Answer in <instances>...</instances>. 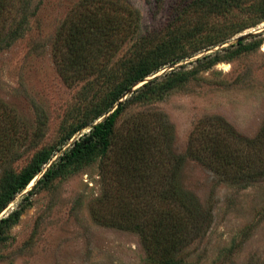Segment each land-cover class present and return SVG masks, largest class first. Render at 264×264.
Instances as JSON below:
<instances>
[{
	"label": "rangeland",
	"instance_id": "rangeland-1",
	"mask_svg": "<svg viewBox=\"0 0 264 264\" xmlns=\"http://www.w3.org/2000/svg\"><path fill=\"white\" fill-rule=\"evenodd\" d=\"M81 1L13 0L7 12L9 25L26 2L34 13L23 35L0 51V112L6 110L9 123L16 120L13 134L7 133L8 123L0 137L13 150L16 144L18 172L38 153L54 156L82 125L87 126L65 147L89 132L104 108L103 94L113 82L112 71L144 38L158 44L173 32L182 40L178 55L186 58L146 79L156 81L157 93L131 103L121 115L105 158L75 163L32 196L27 192L33 183L17 196L0 215L21 210L17 222L0 235V264H148L141 228L150 230V218L173 215L168 218L174 222L182 218L171 198L162 199L171 176L181 170L176 169L180 157L185 161L182 187L197 197L204 213L210 212L203 228L192 233L193 243L181 255L182 264H264L263 170L258 169L259 182L241 188L229 181L235 174L233 164L202 159L226 150L216 147L210 136L222 139L236 160L239 152L246 154L242 145L234 146L223 127L221 131L215 126L218 119L228 125L229 133L264 142V0H243L233 12L211 18L199 32L202 22L195 12L200 0H113L138 12L137 35L114 58L105 54L109 63L101 62L66 82L56 56L57 37ZM222 29L227 30V40L205 43L216 40ZM188 32L192 35L187 37ZM258 32L243 41L244 47L237 46L240 36ZM217 50L224 61L211 68L210 61L196 63V58ZM68 75L76 71L69 69ZM142 125L146 129L140 141L136 126ZM131 142L136 153H124ZM8 149L3 148L2 154ZM247 154L252 158L254 150ZM251 165L264 168V151Z\"/></svg>",
	"mask_w": 264,
	"mask_h": 264
},
{
	"label": "trees",
	"instance_id": "trees-1",
	"mask_svg": "<svg viewBox=\"0 0 264 264\" xmlns=\"http://www.w3.org/2000/svg\"><path fill=\"white\" fill-rule=\"evenodd\" d=\"M29 3L30 2H26L23 4L19 15H17L12 24L9 25L7 17L10 13L9 9L13 5V0H0V51L5 50L23 35V31H25L26 26H28L30 17L34 15V13L32 14V11H30L31 6ZM194 3L195 2L187 5L186 9L182 8L178 13V17L186 13ZM199 3H196L199 10L195 12L196 18L201 19L200 22H202L200 27L197 28L198 32L202 31L204 29L203 26L214 16L233 12L235 8H238L239 5L243 3V0H200ZM262 6L264 7V1ZM140 20L138 12L126 2H114L113 0H82L76 9H72L57 37L59 48L56 52V56L61 61L60 68L62 69V74L65 73L63 76L65 81L69 82L75 76L80 77L83 75L82 73L96 69L101 62L109 63L110 56L109 59L106 60V55L110 54L111 57L113 56L114 58L121 48L132 37L137 35L140 28ZM221 31L222 33L215 37L216 40H208L205 43L214 45L227 40L228 38L225 37L227 30L224 31L222 29ZM172 33L167 32V37L164 36L158 44L147 43V37L144 38V40L140 41V43L134 47L132 53L112 71L111 78L113 82H110L111 84L104 91V97L102 99L104 108L102 111H99L91 122H95L94 125L89 129V132L76 138L71 146L63 151L73 136L87 125L85 124L77 128L73 135L68 138V142L56 150V154L61 151L63 152L49 168L47 167L56 154L52 156V154L47 155L41 152L32 158L25 169L18 172L14 168V163L20 157L16 150V144L14 145L15 150H13L12 147L8 145V141L0 137V159H2L0 162V215L46 168L47 170L44 175L36 181L34 187L27 192L28 197L35 194L37 189L46 186L56 179L71 165L83 162L86 159L96 160L107 156L111 149L110 146L115 127L121 115L125 113L131 103L141 100V98L145 100L151 99V96L157 93L154 89L155 80H151L136 90H133L135 86L146 80L150 75L160 72L165 66H176L182 63L186 58L184 55H178L179 51H181L180 47L182 40ZM191 35L192 34L188 32L187 37ZM231 46L229 48H231ZM233 46L232 48L236 47ZM237 46H243V42H240ZM197 47H199L198 50L202 49L200 46ZM205 47H207V45ZM236 53L238 54V52H235V54ZM195 61L199 64L210 61L211 63L208 68H211L224 60L221 58L218 50ZM69 69H74L76 75H68ZM88 77L89 76H86V78ZM78 79L81 80V78ZM128 93H130L128 97L112 114L102 122L96 123L106 114L111 113L115 105ZM6 114V110L4 109L0 112V132L5 124L9 123L5 117ZM15 121V119L10 121L7 133L13 134V130L16 127ZM216 123L218 125L215 126L221 131V127L224 128L225 132L223 133L228 132L226 135H230L229 138L236 144L234 145L235 147L238 146L240 148V145H242L241 147L245 148L246 154L239 152L240 159L236 160L234 153L230 152L229 147L227 148L220 142L223 141L222 139L210 136L216 147L226 150L223 153L219 151L218 153H211L209 156H204L202 159L210 163L212 161H219L220 163H224L225 166L233 164V172H235V174L229 181L235 183L234 186L240 185L241 188H246L259 182L258 169L263 170L264 173V168H256L251 164L253 160L257 161L258 154L264 151V142L260 140L258 142L255 140L242 139L232 131L229 133L228 125L220 119H218ZM136 129V137L139 138L140 141H143L142 134L146 126H136ZM234 139L239 142H236ZM224 140L226 141V139ZM5 147L9 149L6 153L2 154V149ZM142 147L143 151V149H145L143 144ZM137 149L138 148L134 146V142H131L129 146H126L123 152L133 154L136 153ZM252 150H254V154H251V158L247 153H250ZM144 151H146V149ZM176 161L178 162L176 169L181 168L180 171H182L185 162L184 158H177ZM180 171L177 170V173L171 176L168 182L169 185H167L168 189L166 190V195L162 196V199L171 198L175 205L181 209L182 213L179 216L182 218L175 222L168 218L173 215L161 217L160 219L150 218L147 224L150 226V230L144 231L143 228H141L143 231L141 236L149 254L148 264H154V258L156 259V264H182L180 259L181 255L184 250L193 243L190 239L192 233L197 234V231L203 228V221L207 220L205 219L206 215H208L207 218H210V212L206 214L202 211V206L197 197L182 187ZM124 173L126 172L124 171L122 174ZM240 178L243 179L242 182L244 183L238 184ZM28 197H25L23 200H26ZM129 209L130 207L127 211H129ZM136 211H138V209L134 208V212ZM20 214L21 210L18 209L0 218V235L3 228L17 222ZM136 225L139 226V223L137 222ZM188 226H190L191 230L187 233L185 229ZM199 226L200 228L198 229ZM158 257L159 260L157 259Z\"/></svg>",
	"mask_w": 264,
	"mask_h": 264
},
{
	"label": "water",
	"instance_id": "water-1",
	"mask_svg": "<svg viewBox=\"0 0 264 264\" xmlns=\"http://www.w3.org/2000/svg\"><path fill=\"white\" fill-rule=\"evenodd\" d=\"M258 34H260L259 32L258 33H250V34H245V35H243V36H240L238 39H237V42L238 43H240V42H243L244 40H246V39H248V38H250V37H252V36H255V35H258ZM218 51V50H217ZM212 53H214V52H212ZM211 54V53H210ZM206 55H208V54H206ZM206 55H204V56H206ZM200 58H202V57H200ZM197 59H199V58H196V60ZM147 82H149V80H144V81H142V82H140V83H138L136 86H135V88L133 89V90H136L137 88H139L138 87V85L139 84H141V83H143V84H145V83H147ZM142 84V85H143ZM141 85V86H142ZM130 93H128V94H126L124 97H123V99H121L116 105H115V107H114V109L111 111V113H109V114H107L104 118H102L99 122H97V123H100V122H102L105 118H107L110 114H112L119 106H120V104L128 97V95H129ZM76 139V138H75ZM74 139V140H75ZM74 140H72V142H71V144L74 142ZM71 144H70V146H71ZM69 145L67 146V147H65L64 149H63V151H65L68 147H70ZM63 151H61L60 153H59V155L56 157V158H54V160H52V162L48 165V167L47 168H49L50 166H51V164L54 162V161H56V159L61 155V153L63 152ZM47 168L39 175V177H37L36 179H35V181H33V184H32V186H30L31 188H33L34 187V185H35V183H36V181H38L43 175H44V173L46 172V170H47Z\"/></svg>",
	"mask_w": 264,
	"mask_h": 264
}]
</instances>
